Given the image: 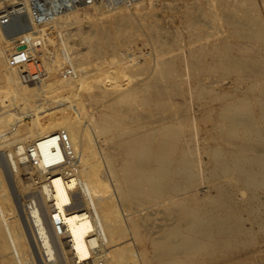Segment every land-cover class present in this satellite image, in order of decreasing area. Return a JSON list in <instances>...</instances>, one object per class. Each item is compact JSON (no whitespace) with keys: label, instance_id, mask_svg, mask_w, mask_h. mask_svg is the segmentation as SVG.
I'll list each match as a JSON object with an SVG mask.
<instances>
[{"label":"bare ground","instance_id":"6f19581e","mask_svg":"<svg viewBox=\"0 0 264 264\" xmlns=\"http://www.w3.org/2000/svg\"><path fill=\"white\" fill-rule=\"evenodd\" d=\"M5 1L7 0H0V5ZM101 4L98 7L102 8ZM141 5L142 9L137 15L120 10L110 16L109 25L103 26V23L87 37L84 34L91 41V47L84 55L101 59L105 55L102 45L107 40L111 44L109 48H112L115 63L118 60L127 61L132 68L149 72L150 76L146 81L135 82L125 90L117 89L118 86L111 88L114 82L102 77V81H94L89 85L87 94L78 93L77 87H85L89 80L88 76L86 79L88 70L83 69L82 65L76 68L75 64L69 63L70 58L68 61L60 54H55L53 59L47 56L43 75L37 76L40 80L29 82L34 75H28L32 62L27 61L43 47L44 42H41L40 37L44 34L36 38L37 35L28 27L30 30L22 31V35L16 34L20 37L18 40L13 38L17 42L12 43V38L7 40L6 35L0 31V35L2 33L6 39L2 38L3 47H0V81L5 77L12 80L11 84L5 83L7 87L0 82L7 88L0 86V149H8L11 168L17 179V190L22 196L26 193L33 194L32 200L36 204H30L29 209H26V218L31 224L34 240L40 251L53 264H99L98 260L101 258L105 264H123L127 260V264H137V260L140 264H149V257L134 249L140 237L138 225L142 222L130 216V213H125L122 205L128 207L131 202L138 206L145 205L166 191H181L182 180L195 177V161L188 157L190 147L183 137L185 125L192 128L196 126L193 120L195 117L191 120L187 115L190 113L189 108L186 109L188 112L184 107L179 109L174 100L184 90V87L179 86L185 75L182 77L173 58L166 56L163 44L167 42L164 35V43L159 36L160 39H156L157 35H162L160 32L163 30L159 34L155 27L141 22L144 17L147 19L150 13L153 14L155 9L152 13L149 6L142 2ZM104 9L106 10L105 7ZM24 11L22 12L25 13ZM1 12L0 25L6 21V15ZM179 15L180 20L196 34L195 40H189L188 48L192 55L189 64L198 76L201 91L209 95L206 112H213V136L219 141L213 149L214 174L218 175L219 170L220 174L226 175L231 181L230 189L219 190L210 209L183 206V213L190 215V218L188 233L182 237L181 245L191 253L202 247L221 249L233 245L234 236L242 232L239 216L241 210L248 211L254 219L259 216L257 220L264 226V211L260 210L259 204L257 206L255 194L257 189H264V0H218L217 5L211 0H204V4L198 2L194 6L183 8ZM90 22L94 23L93 20ZM157 24L155 26L159 27V22ZM3 27L8 28L6 25ZM189 29L186 32L189 31L190 34ZM138 32H141L140 36L142 33L152 34V40H158L154 42L152 54L150 52L151 55L146 60H141V63L138 62L140 58H136L139 55L133 54L136 57L130 59L126 55L127 51L125 53L132 41L131 37ZM9 33L7 32L8 37L13 35ZM194 42L199 45L193 47ZM145 48L147 49L144 44ZM96 58L95 62H98ZM81 59L85 62L84 58ZM180 59L178 60L181 61ZM12 62L18 68L15 73ZM69 64L74 66L71 69L76 68L81 72L75 70L78 73H72L69 71ZM7 68L10 69L4 71ZM45 74H50L52 80H46ZM92 77L95 78L93 74ZM226 79L228 80L225 81ZM220 82L225 86L218 91L215 84ZM149 89L152 94L143 95L144 102L154 107L148 109L147 113L143 111L147 115H141V118L136 119L137 124L131 125L128 119L129 112L132 111H128L129 106L126 108V104L135 94ZM104 96L110 97L102 104L105 109L99 120L94 121L89 117L90 114L87 115L85 103L90 100L92 104L93 98L100 99ZM180 102L183 103L182 100ZM11 106L17 108H8ZM109 131H113L115 139L123 148L121 173L113 157L105 154L99 143V135ZM64 132H67L66 138ZM225 141L228 145L227 152L224 149ZM238 182H242L250 193L243 204L236 197L240 191L237 188ZM105 187L108 189L105 190ZM6 190L4 178L0 174V245L7 246L14 240L19 247H14L10 255L0 253V263L31 264L30 257L26 254L32 248L31 239L26 236L17 215L13 220L8 216L12 214V218L16 208L12 196H8ZM165 199L167 198L162 201L165 202ZM155 210L154 208L153 211ZM147 211L153 215L152 211ZM23 240L26 241V247L20 248ZM177 247L168 238L162 240L159 243V253L162 256L159 264H179L175 253Z\"/></svg>","mask_w":264,"mask_h":264},{"label":"rangeland","instance_id":"374dc122","mask_svg":"<svg viewBox=\"0 0 264 264\" xmlns=\"http://www.w3.org/2000/svg\"><path fill=\"white\" fill-rule=\"evenodd\" d=\"M205 1H208V0H205ZM211 1H213V3H216V5H217L218 0H211ZM230 1H233V0H230ZM100 2L104 3L103 5L106 8V10L104 9L103 5ZM141 2L143 5L149 6L152 13L154 12L153 9H155V12H154L155 14L150 13L148 15L147 19H146V17H144L145 19H143L141 22L142 23L147 22V23H144L145 25H152L153 27H155L156 30H159L158 33L161 30H163L162 32H160V33H162V35H157V37L159 36L161 39L159 37L158 38L156 37V39H158V40L160 39V41H162V43H164V41L166 40L165 42H167V43L163 44V46L166 48L165 49L166 56L167 57L170 56L169 57L170 59L173 58V60L175 61V62L174 61L173 62L177 66V69L180 70L182 77L185 75L183 77L184 81L180 84L179 87L180 88L184 87L183 89L185 91H188V92H185L184 90H182V92L180 91V94H177L179 96H177L175 94L176 96L174 98V95H173V98L177 102V105H178L177 107H179V109H181V107L182 108L184 107V109L186 111V109L189 108L188 111H190V113H188L187 115L191 120L195 117L193 120L195 121V123H196L195 127H197V128L194 127L195 128L194 129L192 127H188V125L187 126L185 125L186 130H185V133L183 134V137L186 141V144L188 145V147H190L188 149V157L192 158L195 161V165H193V171L195 173V177L192 179L187 177L186 179L182 180L183 189L181 191H169V192L166 191L162 196H157V197L153 198V200L148 202L147 204L142 205V206L139 205L141 208L138 206V204H136L134 202H131L130 204H128L129 205L128 207L125 204L122 205L121 208H122V210L125 211V213H127V214L130 213V216H132L133 218H136V219L140 220V222H142V223H140L141 225L140 224L138 225L141 238L139 237V239L136 241L134 249L136 248L139 252L143 253L144 255H147L149 257V264H159V262L162 258V256L159 253V243L162 240H164L165 238H168L169 240H171L172 243L178 245L175 253H176V257L180 261L179 264H264V226L262 227L261 223L258 222L257 219H259V216L254 219L251 217V214L246 210H241V212H240L239 216H241V222L240 223H241L242 232L240 235L234 236V241H233L234 244L233 245H230V246H227V247H224L221 249L220 248L219 249L212 248V247L211 248L202 247V248L196 249V251H192L191 253L185 251L183 249V246L181 245L182 237L184 236V234L188 233L187 224H188V219L190 218V215L187 216L183 213V211H184L183 206L184 207H192V208H196V209L197 208L210 209L214 203V197H216L218 195L219 190L223 189V188L224 189H230V187H231V181L229 180V178L226 175L220 174L219 170H217L218 175L214 174L215 173V165L213 163V149H214L215 145H218L219 141H217L215 139V137L213 136V134H214L213 128H212V125H213V114L212 113L213 112H206V107L209 106L207 103V101L209 100L208 99L209 95L206 94V92L201 91V87H199L200 84L197 82L198 76L194 73V70L192 69V67H190V64H189L191 62V59H192L191 58L192 57L191 49L188 48L189 47V40H195L196 34L193 31L191 32V30L186 26V24L183 23L182 20H180L181 18H179L180 17V15H179L180 11L183 8H185L187 6H194V5L198 4V2L204 4V0H125V1L124 0H92V2H89V0H7L2 5H0V11H2L1 14L3 13V15H6L5 19L8 22L5 21V22L1 23L0 31L2 33H4L3 34L4 36L6 35L5 38L7 40H11V38H12V40L10 41L12 43H16L17 42L16 40H18L20 35H22L24 32H26L25 31L26 29L27 30L31 29L30 31H32L35 35H37L36 38L37 37L39 38L40 34H44L43 37H40V38H42L41 42L42 43L44 42L43 47L41 48L42 51L39 49L37 51L38 53L35 52L36 54H34V56H31V59L29 58L30 60L28 59V61H27L29 63L32 62L31 66H29V64H28V66H29V72L27 71L28 75H30V74L32 76L34 75L33 78H31L29 82H32V81L36 82V81L40 80V77H42V75H43L42 71H44V69H45V64H46L45 59L47 56L48 57L50 56L49 58L53 59V57L55 58V56H56L55 54H60L61 56H64L68 61H70V59H71V61L74 60L73 62L70 61L69 63H73V65L75 64L76 68H80V65H82L81 67H84L83 69L88 70V73L86 75V79H87V76L89 79V80H87L88 86H87V84L85 85V87H84V85L83 86L79 85L80 87H77L78 93L80 92V94H82V95L87 94L90 90L89 85H91L94 81L95 82L96 81H102L104 77H105V80L107 78V79H111V80H109L110 82H112V83L114 82L113 84L111 83L112 84L111 88L112 87L116 88L118 86L117 89H120V90L124 89L125 90L135 82L146 81L150 76L149 72H147L141 68L140 69H138L136 67L132 68L129 65V62H127V61H120L119 62V60H118L115 63L114 61H116V60L114 59V57L112 55V51H111L112 48L111 49L109 48V47H111V44H109V42L107 40H105L103 42V45H102L103 49H105L104 50L105 55L101 58L103 60V62L101 59H98L96 57H93L94 59L92 57H88V55H86V54H87V51L89 50V48L91 47L90 46L91 41L86 37L90 32L96 31L95 28L99 27L100 25H103V23H104L103 26L109 25L111 23V17L115 14V12L123 10V11L129 12L132 15L133 14L137 15L138 11H140L142 9ZM153 2L155 5L153 4ZM22 3H25L26 5L22 4ZM127 3L129 6L127 5ZM100 4L102 5V8L98 7ZM121 4L126 5V6L124 7ZM187 4H189V5H187ZM118 6H119V8H118ZM24 7H26V8H24ZM21 8H23V10H25L26 12L24 11L25 13H23L22 12L23 10ZM17 9H19V11L21 13H19V11H17ZM7 14H9V15L7 16ZM22 15H24V16H22ZM149 16H151V17H149ZM101 17L103 20L106 19V21H103L101 19ZM93 18H95V19H93ZM92 20L94 23L90 22ZM95 21L96 22L100 21V22L96 23ZM153 21H155L154 22V23H156L155 25H158L157 23L159 22V27L155 26ZM164 23H166V24H164ZM3 25H6L8 28L3 27ZM8 25H10V26H8ZM160 26L162 27L161 29H160ZM11 27H12V29H11ZM28 27L30 29H28ZM163 27H164L166 33L164 32ZM33 29H34V31H33ZM87 29H88V32L86 31ZM187 29L190 30V32H191L190 34H189V31L186 32ZM13 30L16 31L17 33L14 32ZM22 31H24V32H22ZM7 32L8 33L12 32L9 34H13V35L12 36L10 35L8 37ZM38 32H40V33H38ZM173 32H174V34H173ZM178 32H180V33H178ZM2 33L0 35V47H3V44H2L3 39L6 40L2 36ZM45 33L48 35L46 36ZM140 33L141 32L135 33L131 37L132 41L130 40L131 42L128 44V46L126 47V50H125V53L127 51L126 55L130 59L133 58L134 55H139L137 57L134 56L137 59L140 58L138 60L139 63H141L143 60H146V57H149V55L152 54V52L155 49V43L158 42V40H155L156 42L154 40H152L154 38V37H152V34H150L151 35L150 36L149 34L147 35V34L142 33V36H140L141 35ZM16 34H20L19 37ZM84 34L86 35V37ZM177 34H181V35H177ZM163 35L165 37L164 41H163V39H164ZM166 35L169 37L166 38L167 37ZM15 36H16V38H15ZM83 37H85V38H83ZM13 38L16 40H13ZM63 38H64V40H63L64 42L62 41ZM172 38H174V39H172ZM167 39L170 41V43ZM66 40H67V42H65ZM174 40H175V42H172ZM181 40H182V42H181ZM62 42L65 44H62ZM178 42H180V43H178ZM66 43H67V46H65ZM144 44H145V47H147V49H149V50H147L146 48H145L146 50L144 49ZM168 44L169 45L172 44V45L170 47H168L169 46ZM198 45H199L198 42L193 43V47L198 46ZM60 46H61V49H63L62 47H64L65 49L61 50L59 48ZM73 46H74V49H73ZM172 46H173V48H171ZM105 47L106 48L108 47V48L106 49ZM140 47L142 50L140 49ZM84 48H86V49H84ZM58 50H59V52H58ZM141 51H142V53H141ZM85 52H86V54L84 55L83 53H85ZM150 52H151V54H149ZM177 52H178L179 57L180 58L183 57V59H180V58H178V55H175V54H177ZM76 53L78 55H76ZM81 55L86 56V57H83V56L81 57ZM77 56H78V58H77ZM73 57H75L76 59ZM87 57H88V60H86ZM81 58H84L85 62L87 61L86 64L87 65L89 64V65L87 66L85 64V62L83 61V59H81ZM95 58H96V61L98 59V62H95ZM103 58H105L106 60ZM143 58H145V59H143ZM178 59H180L181 61H179ZM99 61H100V63H99ZM179 62H180V64H179ZM11 64L13 65V69L15 68V70L13 72V73H15L18 70V68L14 67L15 65L13 64V62ZM73 65L69 64V66H68L69 71L71 70V72L72 73L74 72L75 74L78 72H81L80 70L78 71V69H76V68H75V70L78 72L73 70L74 69ZM70 67L73 69H71ZM94 67H96V68H94ZM31 68L32 69L34 68V69L32 70ZM100 68H102V69H100ZM8 69H10V68L5 69L4 71H7ZM90 69L91 70L96 69L97 71L96 70H95L96 72L93 70L90 71ZM186 69H187V71H186ZM103 70L107 74H104L105 72ZM117 70H119L120 72ZM141 71H143V72H141ZM100 72L103 73L102 74L103 76H101ZM116 72H118V73H116ZM130 73H131V77H130ZM185 73H187V74H185ZM69 74H70V72H69ZM92 74H93V76H95V78L94 77L91 78ZM118 74H120V75H118ZM191 74H193V75H191ZM97 75L99 77H96ZM124 75H125V77H124ZM135 75H137V77ZM15 76L17 77V75H15ZM37 76H40V77H37ZM35 78L36 79L38 78V79L35 80ZM45 78H46V80H50V81L52 80L51 79L52 76L50 74H45ZM215 80H216V76H215ZM227 80L228 79H226L225 81H227ZM0 82H3L5 87H7L6 85L8 84V82H10L9 84H11L12 80H10L8 77H5ZM5 83H7V84H5ZM39 84L41 85L40 81H39ZM4 85L2 83H0V86H2L3 89H7L4 87ZM18 85L20 86L21 83H19ZM215 86H216V90L220 91L221 88L224 87L225 85H221V82H220L219 84L216 83ZM86 87H87V89H86ZM0 90H2V89H0ZM189 91H190V93H189ZM198 92H200V93H198ZM146 94L151 95L152 91L149 89L145 92L137 93V94H135V96H133V98L131 100H128V103L126 104V108L129 106L127 108L128 111H132V112H129L130 116L128 119L131 122V125H136L137 120L139 118H141V115H144V116L147 115V114H143V111H144V113L145 112L147 113L148 109H153V107H154L153 105H150V106L146 105V103L144 102L143 95L145 96ZM0 95H1V93H0ZM109 97L104 96V98H100V99L97 97V99L93 98V100L91 98V100L95 104L93 102H91L92 104H90V100H88L89 103L88 102L85 103V111H87V115L90 114L89 117L91 119H93L94 121L99 120V118L101 116V112L104 111V109H105V106H103L102 104L107 102ZM0 98H1L0 99V103H1L2 97H0ZM181 100L183 101V103L180 102ZM178 102L182 103V104H179ZM205 103H206V105H205ZM185 106H187V108ZM12 107L13 108L15 107V109L17 108L16 106H11L8 108H12ZM191 108H192V110H191ZM188 111H186V112H188ZM130 113L132 114V116ZM135 116H137L138 118ZM200 116L201 117L203 116V118H201ZM132 117H134V118H132ZM200 118H201V120H200ZM64 134H65L64 136L66 138L67 132H64ZM196 142H197V144H196ZM99 143L103 147L105 154H110L111 157H113L114 163L116 164L118 170L121 173L120 168L122 166L121 164H122V160H123V156H124L123 155V148L115 139L113 131L106 132L105 134H100L99 135ZM225 144L226 145L224 146V149H225V152H227L228 151V145H227L226 141H225ZM0 150H1V152H0V167H1L0 172L1 173L0 174L3 176L5 184H6V188H7L6 192L8 191L7 192L8 196H10V197L12 196V199L15 203V208H16L15 212L13 213L15 216L13 215L12 218H11L12 214H10L8 216H10V219L13 220L14 218L16 219V215H17L19 222L21 220V222H22L21 224H23L22 227H23V230H24L26 236H28L29 239H31V242H32L31 247L32 248H29V250H27V252H26V254L30 257L31 264H53L51 261L46 260L44 255L40 251L39 245L36 244V241L34 240V236L32 233L33 231L31 230L32 229L31 224H29L30 222L27 219L28 215H26V211L29 209L28 207L36 204V201L33 199L35 201V203H34L32 200L33 194L26 193V194H24L25 196L24 195L22 196V193L17 190L18 187H17V184L15 183L17 179H16V177L14 178L15 171L11 168L12 165H11V161H10V158L8 155V149L4 148V149H0ZM7 155H8V157H7ZM8 168H9V170H8ZM12 171H13V173H12ZM112 181L116 182V179L112 178ZM123 183L126 185L125 181H123ZM237 188H239V190H240V191H238V194H236L237 201L240 202V204H243L247 200L248 196H250V193H249L248 189H246L245 186L242 184V182H238ZM107 189L105 187V190H107ZM170 192H171V194H170ZM255 194H257V196H256V198L258 200L257 206L259 204L260 210L264 211V189H262V188L257 189V192ZM28 195H29V197H28ZM164 198H167V199H165V202L162 201V199H164ZM27 202H28V204H27ZM154 204H155V206H153ZM134 205L137 206L138 209H136L137 207L135 208L136 210L133 209L135 207ZM154 208L156 210L158 209L159 211L155 210V212H156L155 213L153 211ZM147 210L152 211L153 215H151V213H148ZM160 210H163L165 212H162ZM258 215H260V214H258ZM141 217H143V218H141ZM145 219H146V221H145ZM161 224H163V225H161ZM132 228H133V225H132ZM175 231H178L179 233H176ZM155 237H156V239H155ZM25 242L26 241L23 240V243L20 245L21 246L20 248L26 247ZM9 245H7V246H1L0 245V253L10 255L11 252L14 250V247H16V248L19 247V245L16 244V242L14 240L10 241ZM102 259L103 258L98 260L99 264H105L106 263ZM0 261H1V259H0ZM127 261H125L126 263H123V264H127L128 263ZM0 264H2V262ZM91 264H93V263H91ZM137 264H140L139 260H137Z\"/></svg>","mask_w":264,"mask_h":264},{"label":"built area","instance_id":"2783aa9c","mask_svg":"<svg viewBox=\"0 0 264 264\" xmlns=\"http://www.w3.org/2000/svg\"><path fill=\"white\" fill-rule=\"evenodd\" d=\"M89 2H92V0H89Z\"/></svg>","mask_w":264,"mask_h":264}]
</instances>
